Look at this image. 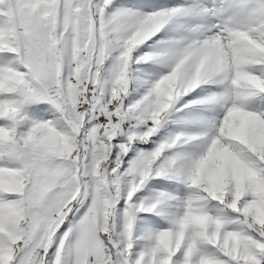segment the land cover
Returning a JSON list of instances; mask_svg holds the SVG:
<instances>
[{
	"label": "snow or ice",
	"instance_id": "6c2138e0",
	"mask_svg": "<svg viewBox=\"0 0 264 264\" xmlns=\"http://www.w3.org/2000/svg\"><path fill=\"white\" fill-rule=\"evenodd\" d=\"M0 264H264V0H0Z\"/></svg>",
	"mask_w": 264,
	"mask_h": 264
},
{
	"label": "rangeland",
	"instance_id": "374dc122",
	"mask_svg": "<svg viewBox=\"0 0 264 264\" xmlns=\"http://www.w3.org/2000/svg\"><path fill=\"white\" fill-rule=\"evenodd\" d=\"M143 194H144L145 196L149 195V190H148V188H145ZM157 219H159V217H157Z\"/></svg>",
	"mask_w": 264,
	"mask_h": 264
}]
</instances>
